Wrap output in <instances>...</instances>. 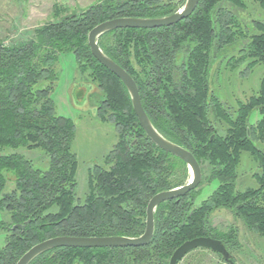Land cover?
<instances>
[{"label": "trees", "instance_id": "trees-1", "mask_svg": "<svg viewBox=\"0 0 264 264\" xmlns=\"http://www.w3.org/2000/svg\"><path fill=\"white\" fill-rule=\"evenodd\" d=\"M253 4L264 12V0H200L189 18L173 26L120 29L99 38L101 50L136 82L159 133L193 153L203 173L200 186L218 182V187L200 205L193 196L197 190L161 204L155 236L146 246L59 248L31 264H169L177 248L199 237L221 241L236 263L238 227L220 231L211 224L221 209L264 239V151L258 147L264 144V77L258 94L238 110L212 91L214 66L217 81L224 63L232 69L247 62L248 69L264 65V19L250 13ZM178 11L164 0H101L86 9L56 4L53 20L37 28L33 38L0 43V151L41 149L49 163L46 170L36 169L21 154L0 153V208L10 215L9 223L0 224L7 230L0 264H17L35 245L61 236L140 237L150 200L188 183V166L147 137L128 90L88 44L90 32L106 21L162 18ZM63 53L74 54L82 79L102 94L99 118L113 122L118 136L104 159L106 167L89 171L83 203L76 201V125L56 114L51 97L58 81L54 65ZM254 111L261 114L255 125L249 123ZM244 154L258 169L253 175L257 187L239 190ZM6 173L15 178L9 193H4ZM15 225L25 228L13 230Z\"/></svg>", "mask_w": 264, "mask_h": 264}, {"label": "rangeland", "instance_id": "rangeland-1", "mask_svg": "<svg viewBox=\"0 0 264 264\" xmlns=\"http://www.w3.org/2000/svg\"><path fill=\"white\" fill-rule=\"evenodd\" d=\"M99 1L101 0H0V43L9 45L16 41L33 38L37 28L53 20V7L56 4L71 9H86ZM164 1L171 2L181 10L187 0ZM249 10L252 15L264 19V12L257 5L253 4ZM237 53H239L238 50ZM237 53L230 54L237 56ZM247 64L249 62L232 69L224 63L217 81L216 77L214 78L217 67H213L212 84H216L212 87V91L231 109L238 110L240 103H246L260 90L264 77V65H256L248 69ZM54 70L58 75V81L51 97L56 114L72 119L76 125V135L72 145V150L78 158L76 201L83 203L89 192V171L95 166L106 167L104 159L118 142L117 131L113 122H104L99 118L98 108L103 99L102 94L96 91L94 84L82 79L73 53L61 54L54 65ZM260 119V112L254 111L249 117V123L255 125ZM258 147L264 151L263 143H259ZM0 153L3 155L18 153L32 161L36 169L48 168V157L41 149L5 148ZM248 156V154L243 155L238 167L236 185L239 190L257 187L253 175L258 169ZM6 175L9 179L4 193H9L15 187V178L10 173ZM217 187L218 182L203 183L193 194L195 204L200 205L213 194ZM9 222L10 215L0 208V224ZM211 224L220 231H227L231 226L238 227L241 248L234 252L236 264H264V239L248 230L241 221L236 220L231 211L217 210L211 217ZM6 232L7 230L0 227V247L6 244ZM180 264L227 263L209 250H196L184 258Z\"/></svg>", "mask_w": 264, "mask_h": 264}, {"label": "water", "instance_id": "water-1", "mask_svg": "<svg viewBox=\"0 0 264 264\" xmlns=\"http://www.w3.org/2000/svg\"><path fill=\"white\" fill-rule=\"evenodd\" d=\"M200 0H187L184 7L177 13L162 18H116L106 21L96 26L88 36V44L96 60L115 74L124 84L131 98L133 110L138 118L140 126L147 137L160 149L181 159L190 172V179L184 186L161 192L155 195L147 207V219L145 233L137 238L122 236L112 237H67L61 236L46 240L32 247L25 253L17 264H31L40 255L59 248H131L143 247L148 245L155 236V212L163 203L173 200H179L188 196L196 190L203 179L201 166L193 153L188 149L179 146L159 133L146 113L138 86L134 79L110 57H108L100 48L99 38L111 31L120 29H156L173 26L189 18L197 9ZM24 229V225H15L12 229ZM205 249L221 256L227 264H236L230 252L225 245L216 239L210 237H199L183 243L173 253L169 264H180L193 251Z\"/></svg>", "mask_w": 264, "mask_h": 264}]
</instances>
